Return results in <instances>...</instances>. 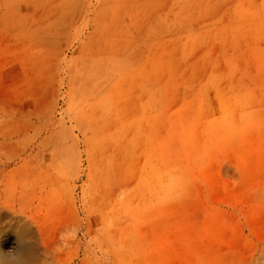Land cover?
<instances>
[{"label": "rangeland", "instance_id": "1", "mask_svg": "<svg viewBox=\"0 0 264 264\" xmlns=\"http://www.w3.org/2000/svg\"><path fill=\"white\" fill-rule=\"evenodd\" d=\"M0 264H264V0H0Z\"/></svg>", "mask_w": 264, "mask_h": 264}]
</instances>
